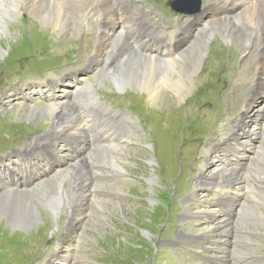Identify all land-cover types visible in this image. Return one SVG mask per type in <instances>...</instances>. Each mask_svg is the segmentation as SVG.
I'll return each mask as SVG.
<instances>
[{
	"label": "rangeland",
	"instance_id": "374dc122",
	"mask_svg": "<svg viewBox=\"0 0 264 264\" xmlns=\"http://www.w3.org/2000/svg\"><path fill=\"white\" fill-rule=\"evenodd\" d=\"M199 1L200 11H202L206 0ZM129 2L134 3L132 4L133 9H138L151 26L180 38L184 37V32L188 27L196 33L202 27L207 15L213 12V10H206L198 16H196L197 13L184 15L171 8V0H129ZM85 6L86 4H79V12L74 14L75 18L71 21L73 37L67 35L65 38H61L51 25L44 24L28 12L24 5H16L18 12L14 16L6 13V20L8 24L11 23L13 36L7 38L2 35L1 40L3 41V53L0 54V97L2 94L5 95H2L0 99V176L2 180L14 184L18 176L23 177L24 172L32 174L36 180L38 178L36 175L44 169L48 170L51 177L60 168H66V163L55 155L49 157L47 167L41 164L45 163L46 159L41 149L37 150L30 160L21 153L25 145L31 143V139L43 135L50 128V119L38 122L29 121L19 112L24 104L33 106L54 104V96L46 94L50 91V89L46 90L48 81L54 83L53 92L59 96L75 91L72 95L75 101L76 93L80 92L79 84L89 83L93 86V93L97 95L101 107H107L125 116H132L134 122L126 124L128 131L126 137L122 139L124 141L121 142L131 152L129 156L121 160L124 171L105 167L106 171L103 175L107 177V183L104 189L109 191L107 194L110 196L106 194L103 197L108 199H103L101 202L107 208L100 209L91 199L89 207L92 214L80 221L77 230L69 226L66 216L70 210L69 206L64 207L62 215L55 217L47 208L40 207L42 218L31 228L16 226L9 222L12 220L10 215H14L15 211L18 212L20 208L16 210L13 208L14 211L9 210L6 214H4L5 211H0V264H35L39 263L42 258L47 259L43 264H59L56 259L47 257V253L55 251L63 254L68 247L72 255L78 259L76 264H216L218 261L211 263L213 260H208L207 263L206 256H202L206 255L204 249L201 248L205 244L191 238L209 228L208 219L200 214L202 209L200 205L193 199L188 208L193 216L186 221V224L180 222V217L185 210L184 201L187 198L202 200L206 198V192L209 193L210 199L216 197L215 189H209L208 183L213 175L221 171V163L224 164L226 161L225 151L229 149V145L236 144L235 138L240 136L234 127L246 114L244 106L237 112L233 110L234 100L242 94L246 103L256 86L254 81L244 87L234 86V82L238 80V72L244 66L240 59L244 51L232 46L239 53V59L235 64L236 71L231 74L232 79H227L228 82L220 95L209 97L211 102L221 104L225 115L221 120L216 119L209 125L201 124L207 115L211 116V112L208 113L202 107L205 102L201 100L205 98V85L200 80L204 61L213 46L211 42L218 41L226 47V41L221 38H210V49L209 47L205 49L202 61L193 75L195 86L181 100H176L170 91L167 93L168 83L166 81L161 88L162 100L164 98L162 102L158 101L159 104H154L148 101V97L144 99L145 103L142 105L149 104L151 108L167 109L165 127L153 129L154 137L160 144V147H156L154 141L150 139L152 136L149 131L143 127L138 116L130 109L131 100L122 97L126 92H129L131 96H138L142 91L131 87L119 90L109 73L98 76L97 70L95 71L89 65V60L85 57L84 32L80 30L78 34L75 33L76 25L78 29H81L82 21L83 24L88 21L87 15L83 13ZM118 7L117 5L116 8ZM90 10L94 14L92 21H95L100 10L96 6H92ZM28 19L31 22L26 23L25 27L22 26ZM238 26L243 34H248L244 25L239 23ZM256 30L260 32V29ZM191 39L189 37V42ZM189 42L180 44L179 47L182 49ZM67 45L75 49V55L61 62L60 64L65 63V66L60 68L58 63L64 59L62 55H59L60 50ZM245 49L248 50V46ZM247 64L256 65L253 59H248ZM56 66L60 68L57 75L54 73ZM251 73L252 79L257 77L256 68H253ZM39 85L42 87L40 88ZM65 88L68 91H65ZM31 90H35L36 100L23 99L21 95ZM101 90L107 96L99 94ZM260 92L254 98L257 106L264 105L263 90ZM228 94H230L229 98H227ZM17 95L21 97L17 99ZM12 102L15 104L19 102V104L10 106ZM27 107L32 106L27 105ZM77 108L83 118L93 119L88 123L91 125L92 132L96 122L107 118L104 111L99 114L98 109H88L79 101H77ZM138 108L140 110L141 107L138 105ZM223 118H229L231 126L224 123ZM183 119L188 121L185 124L186 128L182 125L180 131H183V134H178V140H173L169 137L171 128ZM259 121L261 123L259 130L263 132V136L256 144L255 151L258 157L256 158V153L253 152L249 157H240L241 151L239 150V152L232 151L230 154L232 160L237 161L245 171L256 172L254 179L257 176L260 178L254 180L255 189L248 192L251 199L242 196L231 207L224 206L221 209L231 214L234 219L232 223L237 228L236 237H230L232 241L228 248L230 252L226 255L227 257H222L225 264H264V196L261 195V192H264V150H262L264 115ZM198 124L201 126L197 133L189 131L195 130ZM254 125V122L249 123L246 131L252 130ZM211 128H223L224 130L221 135L219 134L209 143L206 150L197 152L200 149V142L208 136ZM144 138L148 139L142 140ZM186 141L191 142L190 147ZM141 148L144 150H139ZM170 156H173L174 161ZM35 166H38V169L34 168ZM254 166L261 169L255 171ZM71 171H68L63 181H65L66 193L73 198L81 190L77 184L78 175L75 172L72 174ZM121 174L123 176H120ZM221 177L220 175L216 180L219 184L216 190H225L228 187L225 179ZM35 182L31 186V191L39 188L38 183ZM111 185L119 186V188ZM258 201L261 204H257ZM117 204H120L121 208H117ZM255 212L261 214L263 222L256 221ZM182 227L189 237L186 240L180 235ZM33 236H41L42 249L27 252V249L19 247L22 240L31 239Z\"/></svg>",
	"mask_w": 264,
	"mask_h": 264
},
{
	"label": "bare ground",
	"instance_id": "6f19581e",
	"mask_svg": "<svg viewBox=\"0 0 264 264\" xmlns=\"http://www.w3.org/2000/svg\"><path fill=\"white\" fill-rule=\"evenodd\" d=\"M80 3L86 4L83 13L87 15L88 21L85 24L82 21L81 29H78V25H76L75 33L78 34L80 30L84 32L83 35L86 41L85 57L89 60V65L95 71L97 70L98 76L109 73L110 78L119 90L131 87L142 91L138 96H131L129 92H126L122 97L131 100L130 109L133 114L138 116L143 123V127L149 131L152 136L150 139L154 141L156 147H160V144L158 139L156 140L154 137L153 129L165 127L167 109L151 108V106H148L149 104L142 105L147 97L148 101L154 104L158 101L162 102L164 98L162 100L161 88L166 81L168 83L167 93L170 91L176 100H181L195 86L193 75H195L202 61L205 49L207 47L210 49V38H221L226 41V47L218 41L211 42L213 46L204 61L200 74V80L205 85V98L201 99L205 102L202 107L208 113L211 112V116L207 115V118L201 124L209 125L216 119L221 120L222 117H225L221 104L211 102L209 97L220 95L226 82H228L227 79H232L231 74L236 71L235 64L239 59V53L232 46L244 51L240 58L244 66L238 72V80L234 82V86L244 87L251 81L256 82V86H254L253 92L246 103L242 94L234 100L235 107L233 110L237 112L244 106L246 114L240 118L238 125L234 127V130L237 131V134L239 132L240 136H236V144L229 145V149L225 151L227 162L221 163V171L213 175L208 183L209 189H215L216 197L210 199L208 197L209 193L206 192V198L202 200L193 197L187 198L184 201L185 210L180 217V222L186 224V221L193 216L188 208H190L194 199L202 208L200 214L208 219L209 228L206 231H201L197 236H191V238L205 244L201 248L204 249L202 250L206 255L202 256H206L207 263L208 260H213L211 263L218 261L216 264H225L222 257H227L226 255L230 252L228 249L229 245L232 244L230 237H236L237 228L232 223L234 219L231 214L227 210L224 212L221 209L224 206L231 207L242 196L251 199L248 192L255 189L254 180L260 178L257 176L254 179L253 176L257 175L256 172L245 171L237 161L232 160L230 154L232 151L237 152L239 150L241 151L240 157H249L253 152L256 153L257 158L256 144L258 139L263 136V132L259 130L261 124L259 120L264 115V105H255L254 98L261 93L260 90H263L264 94V0H206L202 12L206 10H213V12H211V15H207L202 27L196 33H193L192 28L188 27L182 38L151 26L147 18L145 19L138 9H133L132 4L134 3L129 2V0H0V41L3 39L2 35L7 38L13 36L11 34L12 28H10L11 23L8 24L6 20V13L16 15L18 12L16 5L18 4L24 5L28 12L39 18L44 24L51 25L53 29L57 30L56 32L59 33L61 38H65L67 35L73 37L74 31L71 30V21L75 18L74 14L79 12L78 6ZM117 5L118 8H116ZM92 6H96L100 10L95 21H92L94 16L90 10ZM29 19L25 20L26 22L22 23V26L25 27L26 23H30ZM239 23L244 25L248 34L242 33L238 26ZM256 29H260V32ZM50 37L54 38L53 36ZM189 37L192 38L190 42ZM2 42H0V54L3 53ZM186 42L189 43L181 49L180 44ZM247 46L249 49L244 50ZM60 53L59 55H62L64 59L59 61L58 64L60 68H63L65 63L63 65L60 63L67 58H73L75 49L67 45L60 50ZM248 59H253L256 65H248ZM59 67L56 66L55 72L53 71L56 75L60 72ZM253 68H256L258 72L257 77L254 79H252V75L250 76ZM55 74L54 76H56ZM47 86L46 90L50 89V91L45 93L54 96V104L34 106L24 104L19 112L29 121L38 122L43 119H50V128L43 135L31 139V143L25 145V149L21 153L30 160L33 154L41 149L46 155L45 163L41 164L47 167L49 157L55 155L66 163V168H60L51 177L48 170L44 169L43 172L36 175L38 177L36 180H34L32 174L24 172L23 177L18 176L14 184L2 180V176H0V211H5L4 214H6L9 210L14 211L13 208L15 210L20 208L18 212L15 211L14 215H10L12 220L9 222L16 226L31 228L42 218L40 207L42 209L47 208L55 217L62 215L64 207L69 206L70 210L66 215L69 226L77 230L80 221L92 214L89 207L91 199L96 202L100 209L107 208L101 202L103 199H108L103 196H106L109 192L104 189L107 177L103 175V172L106 171L105 167L114 168L116 171H124L121 160L125 156H129L131 151L126 148L127 146H123L121 142L124 141L122 139L126 137L128 131L126 124H132L134 119L132 116H125L104 107V112L110 114V117H107V124L97 123L95 128L98 129L92 133L91 125L88 123L93 119L90 117L83 118L79 114L77 101L88 109L101 107L97 95L93 93V86L89 83L79 84L80 92L76 93V101L72 98L75 91L59 96L53 92L55 87L52 81H48ZM39 87L42 86L39 85ZM66 90L68 91L65 88ZM34 91L25 92L21 96H23V99L28 98L30 101L36 100ZM99 94L107 96L102 90L99 91ZM229 95L227 98H229ZM21 96L17 95V99ZM17 104L19 102L16 104L12 102L10 106ZM27 105L32 107H27ZM138 105L141 107L140 110ZM186 105H189V103H186ZM223 119L224 123L231 126L229 118ZM104 122L106 121L104 120ZM186 122L188 121L183 119L175 124L171 128L169 137L178 140L177 135L183 134L180 129L182 125L186 128ZM252 122L255 123V127L246 131L247 125ZM201 124H198L195 130H186L195 134ZM175 127L177 128L173 130ZM223 130V128H211L208 136L200 142V149L197 152L206 150L209 143L219 134L221 135ZM124 133L125 135H123ZM146 139L148 138L142 140ZM186 142L190 147L191 142ZM262 150H264V146H262ZM170 158L174 161L173 156H170ZM34 168L38 169V166ZM260 169L257 166L253 167L255 171ZM68 171H71L72 174L75 172L79 178L77 184L81 192L73 198L66 193L65 181H63L66 179ZM220 175L228 185L225 190H216L219 186L216 180ZM120 176H123V174ZM34 182L38 183L37 187L39 188L31 191ZM113 187L119 188L115 185ZM261 193L264 196V192ZM107 196H110V194H107ZM256 203L261 204L259 201ZM116 206L121 208L120 204ZM254 218L257 222H263V217L259 212H255ZM180 235L184 240L189 238L187 232L184 233L183 227ZM42 245L41 236H33L31 239L22 240L19 247L27 249V252L29 250L32 252L42 249ZM66 249L63 254L55 251L49 252L47 257L56 259L59 264H70L71 262L76 264L78 259L72 255L69 247ZM44 261H47V259L42 258L39 263L35 264H43Z\"/></svg>",
	"mask_w": 264,
	"mask_h": 264
},
{
	"label": "water",
	"instance_id": "95a60500",
	"mask_svg": "<svg viewBox=\"0 0 264 264\" xmlns=\"http://www.w3.org/2000/svg\"><path fill=\"white\" fill-rule=\"evenodd\" d=\"M172 7L177 12H184L189 15H193L199 12L200 1L199 0H174Z\"/></svg>",
	"mask_w": 264,
	"mask_h": 264
}]
</instances>
